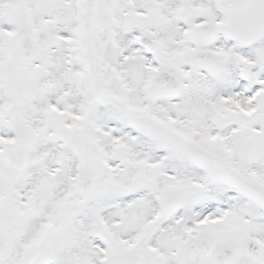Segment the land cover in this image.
<instances>
[{"label":"snow or ice","instance_id":"1","mask_svg":"<svg viewBox=\"0 0 264 264\" xmlns=\"http://www.w3.org/2000/svg\"><path fill=\"white\" fill-rule=\"evenodd\" d=\"M0 264H264V0H0Z\"/></svg>","mask_w":264,"mask_h":264}]
</instances>
